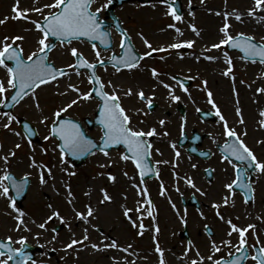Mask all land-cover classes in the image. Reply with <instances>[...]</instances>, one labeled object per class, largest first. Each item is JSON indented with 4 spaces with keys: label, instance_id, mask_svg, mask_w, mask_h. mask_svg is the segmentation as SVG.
<instances>
[{
    "label": "snow or ice",
    "instance_id": "snow-or-ice-1",
    "mask_svg": "<svg viewBox=\"0 0 264 264\" xmlns=\"http://www.w3.org/2000/svg\"><path fill=\"white\" fill-rule=\"evenodd\" d=\"M224 2V10L206 7L210 15L222 19L217 28L216 42L205 44L194 59L196 62H223L221 75L227 77L232 84L235 124L230 123L221 110L207 79H202L199 74L182 76L181 73H165L146 63L155 58L156 53L166 54L159 57L165 63L173 55L181 61L185 59L182 50L193 48L197 41L182 39L185 31L178 26L180 24H187L191 32L202 39V30L192 22L196 18L192 0H188V15L192 20L185 19L183 10L177 7V0H135L134 6L137 9L145 6L153 10L162 8L163 16L172 21L160 30L171 35V39L159 46H154L143 30L135 33L145 48L143 52L137 49L132 31L123 26L119 17L108 20L106 13L116 4V0H31L30 7L26 8L21 6L22 0H14L12 15L0 19V25L7 24L9 20L24 21L31 27H25L23 31L33 33L34 38L32 48L27 53L25 43L29 40L28 36L13 34L0 38V109H7L0 111V131L16 138L13 147L7 150L3 141H0V202L4 204V215L15 222L11 231L21 233L19 238L9 235L6 239H0V264H44L43 261L38 262L28 251L29 237L40 248L51 245L53 253L62 251L65 255L61 259L74 257L77 264L83 252H89L92 256L106 254L111 264H138L139 260L149 259L148 255H140L134 243L122 244L117 237L105 232L99 223L102 213L116 203V197L108 187H100L99 196L93 202L92 196L96 189L89 185L83 192L88 199L80 206L71 183L72 178L78 175L74 162L98 155L104 158L97 161L98 169H111L121 163L124 165L123 176L130 181L129 187L135 190V201L129 207L128 192H122L124 202L119 205L120 216L135 229L136 237L143 238L145 233L151 232L154 245L151 252L155 255L157 264H168L166 253L171 250L161 246L159 210L151 198L146 178L154 177L159 181V195L167 200L173 213V223L184 229L188 228L189 210L187 207L178 206L169 194L168 187L161 179V166H170L173 175L172 188L181 199L184 198L181 184L192 190L193 200L197 198V194L208 198L209 191L199 186L193 176L187 173L180 175L178 169L182 153L177 141H167L173 153L172 159H154V154L164 155L160 148L154 146L156 141H163L172 135L168 129V115L154 116L157 89L165 90L164 99L169 108L185 103L186 99L195 106L196 113L214 115L217 118L220 128L218 136L223 142L220 143L212 132L207 135L218 147L219 163L224 166L223 171L229 173L231 170L229 177L223 182L224 192L220 199L210 204L215 218L222 225H226L225 235L219 240L216 239L215 233L205 223L203 230L209 237L207 254L194 241L188 240L183 245V251L176 255L178 264H247L248 261L251 264H264V239H261L257 225H238L221 211L236 207L238 193L242 196L244 205L253 206L257 185L264 177V158L258 156L256 150L247 142V121L236 87L233 56L228 51L232 49L241 53L242 61L264 65V35L257 39L255 35L243 31L234 32L232 24L233 20L243 24L247 19L257 23L264 22V0H252V4L244 11L238 8L228 10V0ZM200 3L206 6V0H200ZM33 14L36 18H33ZM114 32L118 36V42L114 39ZM77 44L89 47L92 58L89 59L84 51L75 46ZM117 47L119 51L116 50ZM57 49L70 55L71 61L64 66H58L52 59V54ZM214 50L221 54H208ZM101 70L109 74L108 79L100 74ZM191 71L189 68L188 73ZM125 72L132 75L137 72L147 73L154 82L150 94L140 84L126 87L123 83H118L121 74ZM73 77L78 78L76 82ZM257 79H264V72ZM194 80H200L196 88L205 94L206 103L211 105L212 111L205 113L197 105L187 86L188 81ZM85 82L88 87L82 89L79 85ZM240 83L251 88L245 80ZM48 88L53 89L54 96L64 98L50 110H46L40 100V94ZM255 93L264 94V87L256 88ZM131 98H135L136 103L126 106L124 100L131 101ZM27 100L31 102L40 127L16 114V109ZM84 104H94L93 119L81 122L66 115L70 110ZM150 118L153 120L151 123ZM93 122L99 127L98 137L89 135L85 128V124ZM16 124L21 126L20 130L14 127ZM237 126L243 127L238 131ZM257 126L264 129V110L259 112ZM41 127L44 129V143L40 145V153L44 156L51 155L54 163H46L36 158L37 148L33 137L40 135ZM187 128L188 117L184 115L179 122L181 139L187 135ZM25 144L29 149L27 170L17 175L13 171V164L18 159V151H22ZM256 144L264 148V139L256 140ZM114 151L118 153V159L113 157ZM202 155L210 156L212 153L205 152ZM129 164L134 167L136 175H129L126 170ZM190 167L195 170L198 164L191 163ZM57 172L60 173L59 176ZM205 172L211 178L215 169H205ZM96 175L106 178L112 186L118 183V177L111 171H98ZM33 176L42 190L50 189L57 196H61L63 189V205L67 206L70 215L62 214V206L48 202L45 205L46 211L37 220L18 206L19 198L31 190ZM197 214L201 221L207 220L203 208H198ZM149 218L151 224L145 225V219ZM255 219L264 223V215H257ZM57 221L67 231L65 239L60 237L57 227L53 226ZM33 226L38 231L34 232ZM76 229H79V234ZM25 232L29 235H23ZM49 233V239L40 243ZM94 233L97 234L95 240L92 238ZM252 239L254 242H251ZM43 255L47 256L48 253L44 252Z\"/></svg>",
    "mask_w": 264,
    "mask_h": 264
},
{
    "label": "rangeland",
    "instance_id": "rangeland-1",
    "mask_svg": "<svg viewBox=\"0 0 264 264\" xmlns=\"http://www.w3.org/2000/svg\"><path fill=\"white\" fill-rule=\"evenodd\" d=\"M185 12V19L192 20V18L188 15V0H180ZM193 2V10L195 11L196 18L192 20L193 23L197 25L199 29L202 30L201 36L196 37L194 33L187 27V24L178 25L185 31L184 37L182 39H195L197 41L196 45L191 49H183L185 59L183 61L179 60L175 55L172 56L166 63L159 59L160 56L166 55L165 53H160L158 58L151 59L146 61L150 66H156L160 70L165 73H181V75H197L202 79H207L209 82V87L214 93V98L216 99L218 105L221 107V110L225 114L226 117L229 118L230 123L235 124V117L233 111V97H232V84L231 81L221 75V71L224 67L222 61H217L215 63H211L205 60H201L200 62H196L194 57L199 55L201 49L205 44H211L216 42L217 40V28L221 22V17H217L215 15H210L206 11L207 8H213L216 10H224L225 2L224 0H206V6L201 5L200 0H192ZM135 0H131L129 3L124 4L122 7H119L115 10V14L120 20L123 22V26L132 31V35L134 41L136 43V47L140 52L145 51L141 41L136 37L135 33L137 31L143 30L146 36L153 42L154 46L162 45L168 42L171 39V35L161 32L160 30L168 23H171L170 18H166L163 16V9L157 8L153 10L151 7L145 6L140 9H137L134 6ZM14 4V0H0V19H3L5 16L12 15L11 8ZM252 4V0H228L227 9L231 10L232 8H238L241 11L246 10ZM31 0H22V7H30ZM33 18H36L35 14H33ZM233 31L234 32H246L250 35H255L257 39L260 36L264 35V22L257 23L255 20L247 19L246 23H238L236 21H232ZM25 27H31L30 24H26L24 21H15L9 20L7 24L0 25V38L5 35H13V34H23L29 37L28 42L25 43L26 53L32 48L33 33H26L23 31ZM169 33H172V30H169ZM114 39L118 42V36L114 33ZM79 47L82 51L85 52V55L92 58V53L89 47L84 45H75ZM119 51V48L116 49ZM233 56V62L235 64V72H236V87L239 91L241 107L243 108V114L247 121V131L249 133L247 137L248 144L253 147L258 156L264 158V148L256 144V140L264 139V129H259L257 126V121L259 119V112L264 110V94H256L255 89L258 87H264V79H257V77L264 72V65L260 64H252L246 61H242L240 59V55L237 52H229ZM209 55H220L219 51H213L212 53H208ZM52 59L58 66H64L68 62L71 61L70 55H66L57 49L52 54ZM191 68V73H188V69ZM111 71V69L109 70ZM100 74L105 78H109V74L100 71ZM78 78L73 77V81L76 82ZM245 80L247 84L251 85V88H248L246 85L241 84L240 81ZM118 83H123L126 87L130 85L140 84L145 88V91L150 94L152 84L150 76L147 73L137 72L135 75L128 74L127 72L122 73L121 77L117 81ZM200 84V80L192 81L190 86V90L193 93V97L199 105L204 110L212 111L211 105L206 103V96L203 92H199L196 88V85ZM63 87V84L61 85ZM82 89L87 88V83H83L79 85ZM164 91L163 89H157V98L155 103L157 104L156 109L154 110V116L160 117L165 114L168 115L169 123L168 129L171 131V137L165 138L163 141L157 140L155 143V147L160 148L164 155H155L154 159L156 160H164V159H172L173 153L172 150L168 147V140L179 141L180 133H179V122L182 117L180 112L178 111V104L173 105L171 108L165 102L164 99ZM64 98L56 97L53 95V89L48 88L45 92L40 94L41 103L45 106L46 110H50L59 103ZM126 106H130V104H135V98H131V101L124 100ZM186 108V115L188 117V128L187 134L190 136L191 130L196 127L199 130H203L207 132H212L213 135H216L220 140V143L223 140L218 136L220 131L219 125L216 122L204 123L199 118L198 113L195 112V106L192 105L185 99V103H182ZM94 104H84L82 107L75 108L70 110L69 114L73 118L83 121L84 118H94ZM16 114L19 115L22 119L31 120L34 126L40 127L36 121V113L33 111L31 107L30 100H27L22 103L16 109ZM153 120L150 118V123ZM17 130H20L19 124L14 125ZM243 126H237V130ZM89 135L97 136L99 133V128H95L93 131H88ZM44 135V129L41 127L39 138L37 142H34L37 148V160H43L46 163H54V159L51 155L44 156L40 153V145L44 143L42 136ZM16 138L12 137L9 134L0 131V141H3L5 145V150L13 147V142ZM155 139V138H154ZM179 148V147H178ZM182 157L180 162V168L178 169L180 175H184L187 173L194 177L197 181L198 185L205 188L209 191V197H201L197 194V198L199 201L205 203L206 206H203V210L205 215L207 216L206 221H201L197 211L194 208L188 207L189 210V224L187 228L189 240L195 242L196 246L201 249V251L205 254L208 252L207 248V240L209 239L208 235L203 230V225L207 223L212 231L215 233L216 239H220L225 235L226 225H222L220 221L215 218L214 210L210 208V204L214 200H219L221 195L224 192L222 187L223 182L229 177L231 170L229 173H225L223 171V165L219 163V155L212 162L208 163V166H211L216 170V179L213 183L208 184L202 178L200 173H202V168L205 166V163L195 162L196 160H189L187 155L184 153L183 149L179 148ZM29 149L25 144V147L22 151H18V159L13 164V171L17 173V175L22 174L26 169L27 165V156ZM113 157L118 159V153L113 152ZM104 159L102 156L89 157L88 161L84 166L77 169L78 175L72 178V186L73 189L80 201V206L82 207L83 203L87 201V197L83 195V192L87 190L88 186H93L96 190L93 193L92 200L93 202L99 196V188L102 186L108 187L109 191L116 197V203L110 206L106 211H104L101 215V224L103 230L108 232L111 235H114L119 239L122 244L132 242L137 247L141 256L148 255L149 259L147 260H139L138 264H157L155 255L152 254L151 249L154 247L152 242V233L147 232L143 238L136 237L135 229H132L131 226L123 220V217L120 216L119 205L123 203V199L121 196L122 192H128L129 199L127 201L128 206L132 207L135 201V190L129 187L130 181L123 176V171L125 170L124 165L121 163L120 166H113L111 169H98L96 167L97 161ZM23 161V162H20ZM191 163L198 164V168L193 170L191 169ZM130 176L136 175L134 167L129 164L126 168ZM161 179H163L165 186L169 189V194L172 195L173 199L176 201L177 205L180 207H184L182 205V199L179 197L177 193L172 188L173 185V175L170 166L162 165L161 166ZM98 171L109 172L111 171L118 177V183L115 186L109 184L106 178L97 177ZM59 176L60 173L57 172ZM137 183L139 180L137 178ZM260 185V186H259ZM147 187L149 189V193L151 198L155 202L157 209L159 210L158 222L161 227V233L159 235V240L161 246L165 249H170V252L166 253L168 264H178L176 260V255H179L183 251V245L187 244L188 239L184 235V228L179 224L173 223V213L171 212L170 206L165 198L159 195V181L153 180L147 183ZM181 190L184 193V199L188 200L192 194V190L185 187L181 184ZM61 196H57L50 189H40L36 183L35 176L32 178L31 190L28 191L26 199L23 202V206L21 209L26 210L29 215L37 220H39L44 212L46 211L45 205L48 202H53L58 206H62V214L70 215V212L66 205H63V189H61ZM222 212L226 216L231 217L235 223L238 225H247L248 223H255L259 229V234L261 239H264V223L255 219L257 215H264V177L260 179V182L257 186L256 200L255 204L251 207H248L242 203V196L237 194L236 197V207L222 209ZM236 217H239L237 220ZM14 221L11 217L4 215V204L0 202V239H6L7 236L11 235L14 238H19L21 233L11 231ZM75 223V222H74ZM145 225H150L151 220L145 219ZM62 239L67 237V231L63 225H59L57 221L55 225ZM59 228V229H58ZM33 231H38L33 226ZM79 234V229H76ZM175 233V235H173ZM23 235H29L28 233H23ZM51 233L43 237L40 243H45ZM97 234H93V240H95ZM254 242V239L251 240ZM29 244L32 246H37V242L29 237ZM19 247V245H16ZM51 245L46 246L44 252H47L48 255L38 256L37 261H43L44 264H77L74 260V257H68L66 260L61 259L64 257V253L62 251H57L53 253L51 251ZM59 247V245H57ZM227 251V250H225ZM175 253V255H173ZM51 255V256H50ZM78 264H111L106 258V254H98L96 256L90 255L89 252H83L80 254V259ZM247 264H251V261L247 262Z\"/></svg>",
    "mask_w": 264,
    "mask_h": 264
},
{
    "label": "water",
    "instance_id": "water-1",
    "mask_svg": "<svg viewBox=\"0 0 264 264\" xmlns=\"http://www.w3.org/2000/svg\"><path fill=\"white\" fill-rule=\"evenodd\" d=\"M125 1H126V0H116V4H115V5L109 10V14L107 15V17H113V16H111L112 10H114V8L117 7V6H119V5H122ZM177 7L180 8V3H179V2H177ZM229 50H230V51H233L232 49H229ZM234 51H235V50H234ZM2 110H7V109H2ZM87 120H90V119L87 118V119H85L84 121H87ZM86 125H87L88 129L91 130V131H92L95 127L98 126V125L95 124L94 122H93V123H87ZM33 139H36V137H33ZM194 144H195V142H194ZM190 150L193 151V150H192V147H191ZM87 159H88V158H86V159H84V160H78V161H75V162H74L75 168H78V167L84 165L85 162L87 161ZM152 178H154V177H147L146 180H147V179H152ZM26 194H27V193H26ZM25 197H26V195L23 196V197H21V198H19V200H18V205H19V206L22 205V202H23V200L25 199ZM28 251H29V252L33 255V257L35 258V254L38 252V249H34V248L29 247V248H28Z\"/></svg>",
    "mask_w": 264,
    "mask_h": 264
},
{
    "label": "flooded vegetation",
    "instance_id": "flooded-vegetation-1",
    "mask_svg": "<svg viewBox=\"0 0 264 264\" xmlns=\"http://www.w3.org/2000/svg\"><path fill=\"white\" fill-rule=\"evenodd\" d=\"M207 140H211V138L209 137V138H207V139L205 140V142H204V146H203L202 150H210V151L212 152V155H210V156H211L210 160H213V159H214V154H215V152H213L214 149L211 147V145H210L209 142L207 143ZM186 153H187V152H186ZM213 153H214V154H213ZM187 155H188V154H187ZM203 157H204V156H200V157H197V158H195V159L198 160V161H200V162H204ZM210 160H209V161H210ZM200 175L202 176V178H203L204 180H207L206 177H205V175H204V173H200ZM213 176H214V174H213ZM257 186H258V185H257ZM259 186H260V185H259Z\"/></svg>",
    "mask_w": 264,
    "mask_h": 264
}]
</instances>
